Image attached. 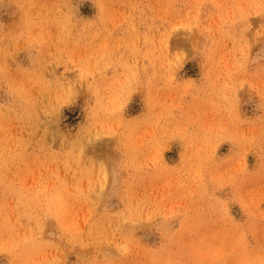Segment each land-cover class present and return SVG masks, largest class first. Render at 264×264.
Here are the masks:
<instances>
[{
	"label": "rangeland",
	"instance_id": "374dc122",
	"mask_svg": "<svg viewBox=\"0 0 264 264\" xmlns=\"http://www.w3.org/2000/svg\"><path fill=\"white\" fill-rule=\"evenodd\" d=\"M0 264H264V0H0Z\"/></svg>",
	"mask_w": 264,
	"mask_h": 264
}]
</instances>
